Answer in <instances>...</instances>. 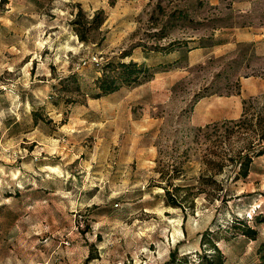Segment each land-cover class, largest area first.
<instances>
[{
  "label": "rangeland",
  "instance_id": "obj_1",
  "mask_svg": "<svg viewBox=\"0 0 264 264\" xmlns=\"http://www.w3.org/2000/svg\"><path fill=\"white\" fill-rule=\"evenodd\" d=\"M261 143L264 0H0V264L255 263Z\"/></svg>",
  "mask_w": 264,
  "mask_h": 264
},
{
  "label": "trees",
  "instance_id": "obj_2",
  "mask_svg": "<svg viewBox=\"0 0 264 264\" xmlns=\"http://www.w3.org/2000/svg\"><path fill=\"white\" fill-rule=\"evenodd\" d=\"M141 66L135 61H121V60H108L102 64L100 68V73L94 78V86L97 89V92L94 93L95 96L101 93L110 92L116 89L120 83L129 82L134 80L141 70ZM251 151H245L238 159L237 169L235 171V176L243 177L247 170L249 162L253 156H257L264 153V143L258 144L255 147L251 148ZM177 187H184L179 183H175ZM167 192V189H164ZM170 204H175V201H168ZM244 232L247 233L248 228L245 227ZM259 255L255 263L252 264H264V240L258 246ZM216 251V247L213 246ZM208 255V256H206ZM221 257L211 254H200L195 264H221ZM167 264V262L165 263ZM191 264V263H190Z\"/></svg>",
  "mask_w": 264,
  "mask_h": 264
}]
</instances>
